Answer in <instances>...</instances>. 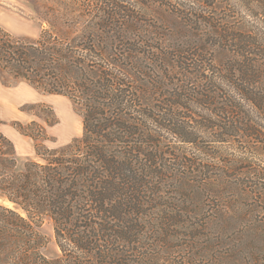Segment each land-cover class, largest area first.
Wrapping results in <instances>:
<instances>
[{
  "label": "trees",
  "instance_id": "1",
  "mask_svg": "<svg viewBox=\"0 0 264 264\" xmlns=\"http://www.w3.org/2000/svg\"><path fill=\"white\" fill-rule=\"evenodd\" d=\"M143 1L43 0L36 38L0 26V73L67 97L82 123L58 147L17 123L38 157L21 169L0 129V264H160L194 248L183 238L264 233L223 196L264 205V0ZM156 3L200 41L141 22Z\"/></svg>",
  "mask_w": 264,
  "mask_h": 264
},
{
  "label": "rangeland",
  "instance_id": "2",
  "mask_svg": "<svg viewBox=\"0 0 264 264\" xmlns=\"http://www.w3.org/2000/svg\"><path fill=\"white\" fill-rule=\"evenodd\" d=\"M42 3L43 0H0V26L15 36L36 38L42 27H47V22L39 14L44 10ZM148 7H144L138 17L141 22L146 20L153 30H164L167 38H173V33H176L180 38L187 37L200 41L201 38L195 35L174 11L158 3ZM51 111L55 114L56 122L48 125L45 116H51ZM0 120V129L14 144L18 169L23 168L27 159H38V157L32 139L17 130V123L27 124L35 121L41 124L49 137L45 143L51 147L66 145L82 133L81 117L67 97L43 92L25 80L15 79L7 73H0ZM214 161L221 162L217 159ZM238 194L236 190H228L223 196L226 201L232 203L235 201L246 214L251 212V216H247L248 220L244 228L249 226L264 230V205L257 204L260 211L258 212L253 209L254 199H240L237 198ZM211 196L214 197L215 194L205 189L201 197L206 206L216 205V202H208ZM40 230L47 238L43 252L48 258L57 257L60 250L55 243L51 222L46 220ZM180 242L183 244L192 242L194 248L177 253H162V256L168 260L161 259L160 264L161 262L188 264L186 261L188 255H190V264H264V248H254L257 244H264V233L262 236H257L239 232L223 238L210 236L195 241L191 238H183ZM246 245L248 246L245 247Z\"/></svg>",
  "mask_w": 264,
  "mask_h": 264
}]
</instances>
